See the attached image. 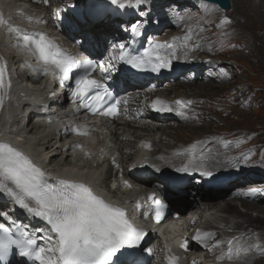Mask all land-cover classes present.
Returning <instances> with one entry per match:
<instances>
[{
  "label": "bare ground",
  "instance_id": "obj_1",
  "mask_svg": "<svg viewBox=\"0 0 264 264\" xmlns=\"http://www.w3.org/2000/svg\"><path fill=\"white\" fill-rule=\"evenodd\" d=\"M50 1L54 6L58 5L59 8L65 7L70 2H73V0ZM153 1L155 0H151V4L154 7ZM183 1L184 3L186 2L189 4L199 5L198 10L200 11V14L199 16H196L197 14L195 15L197 19L195 21H191L190 14L181 12L180 15L183 19L184 27L176 22L175 25L169 24L165 27L164 30L161 31V33H157L161 38H163V40H166L168 43L174 44V47L168 51V54L172 60L171 74H169L168 77L171 75V77L177 75L181 70L185 68H188L191 71V73H189L188 75L182 76L180 81L165 85L164 87L160 88L161 90H157L158 92L160 91L161 93L164 92L167 94L164 97L170 104L174 112L165 115L160 119L156 116H151L149 112L144 108L145 104L142 102L140 93H135L132 91L133 93L131 94V102L138 104V109L135 108L137 111L133 115V120H135L137 117H140L147 120L148 123L142 124L136 121L128 123V127L133 130L132 136H134L136 139L140 136V133L144 134V136L155 133L160 134L157 143V153L159 154L157 158L160 163L156 164V166L166 167L168 170L177 168L179 163H177L176 161L166 160V157H164L166 153L165 151L172 150L179 153H182V151L180 150L179 146H176L175 148H168L170 142H167L172 138L173 133L177 130V128H180L187 123L189 124V122L193 119V115L197 112L199 100L201 101V99L204 97V109L209 111L211 110L212 112L214 110L222 108V106L227 104L226 102H224L225 98H223L222 102V99L219 100V98L216 100V102L209 98L211 97L212 92L210 91H212L213 87L214 91H216V94H214L213 96L216 97H220L218 95V91L222 88H224V90H226L227 92L230 91L229 93L234 91V89L229 90L232 89V87H230L229 85L230 79L227 76V73L226 77H220L222 74H224L225 70L223 71L220 68V73H209L212 68H217L218 66L224 65L225 63L222 64L220 62V64H218L217 62H211L207 64L206 60L210 59V57L206 54V51L208 50L204 48V44L207 39V33L211 29H213L215 32L220 31L223 27L226 29V25L223 23V21H218L216 23L215 21L208 20V13L211 14L217 11L214 6L208 5V8L205 9L203 7H200V2H195L193 0H172L173 4H171L169 9L177 10L181 6ZM258 1L260 4L257 7L253 4L252 0H239L240 6L238 8V16H242L243 22L240 23V25L239 21L237 22V26L241 27L242 29L252 31L250 32L251 41H253L257 45L256 51H254L253 53H256L257 55L261 52L264 45V0ZM80 2H82V0H80ZM123 2L125 3L126 1L123 0ZM78 3L79 0H76V3L73 4V6H76ZM231 5H233L232 0ZM252 5L256 7H252ZM14 7L15 5L11 1H9V5L2 9L3 15L5 13H8L9 11H14ZM45 11L46 14H48L49 18H54L56 15L54 11L50 13L48 12V9ZM59 14L61 15L60 18H62L63 16L65 17V19L67 20V24H72L73 18L69 13L59 9L58 15ZM153 16L158 17V22H162L161 17H159L158 14H153ZM255 19H260L261 23L256 22ZM194 24H196L195 28H193ZM216 24L218 27L215 26ZM108 26L109 24H105L104 28ZM51 27L55 28V24H52ZM109 28L111 27L109 26ZM69 30L78 32V30L74 27H72V29H70L69 27ZM164 32H168V34L163 35ZM64 35L68 37L67 33H65ZM185 35H190L191 39L185 41L183 39ZM197 35H200L201 39H198L196 37ZM228 40L232 41L230 37H227L225 41H222L218 46L216 45V43H214L213 49L215 55L221 54L220 51H222V46L227 45ZM235 42L238 46V41ZM243 46L244 45H242V47L238 46V48L244 50ZM2 50L3 53L1 57H3L4 61H6L7 74L11 79V88L8 92V95L5 97L4 106L0 110V141L13 144L17 149L24 152L31 159H34L38 164L44 162V159L47 158V156L50 154H55L54 160L56 161L60 158L62 152L58 147L55 148V146H57V142L53 144L51 140L48 141L46 138L42 139V134L48 131V129L46 131L43 130L45 127L43 128V125H41L39 122L45 121V119L47 118L50 119L51 123L48 127L52 130H57L60 128V126L68 122L70 120L69 117L62 116L61 114L56 113V111H58L57 108L59 107V104L61 105L62 103V100L58 99L56 100V102L52 103V98L49 94H38L35 90L23 86L20 75L13 79L12 75L15 67L21 65L23 68H27L29 65V60L26 57H23L20 52L18 54V51H14L10 42H8L6 45L4 44ZM247 53L252 56V54L248 50ZM6 54L12 57L10 61L8 60ZM109 64H111V62H109ZM203 70H205L203 76L199 81H196L199 79L196 76L197 72ZM195 76L196 80L193 79L195 78ZM213 82L215 84L219 82L218 84L220 85H215ZM192 88H195L197 91H193ZM215 88L218 89L216 90ZM177 100L183 101L184 106L181 107L180 105H177L175 103ZM188 102H192L191 108H187ZM47 106L48 108L46 109ZM230 111L233 113V117H237L233 110ZM228 113H225L220 117L215 118L214 120H217L221 124V126L224 127L222 121L224 116ZM186 114L189 115L188 121H185L182 116ZM209 121H206L205 123H208ZM25 122L29 123L30 128V132L26 134V137L22 134H18L20 133L22 125H24ZM208 127L209 125L207 126V128ZM211 127L217 128L216 124L212 125ZM210 128L205 132H209ZM224 128V132L227 134V136L223 137L222 139L226 140V142L220 146L215 142L216 139H213L214 145L211 141L209 144L204 146L207 140H209L204 137L201 142L196 139L195 141L194 139H192L193 141H187L188 144H184L191 146H204L199 150L200 152L198 153V165L202 164L204 166V168L200 169L199 171H203L204 169H213L218 171L219 169L217 168H221L223 165L235 161V157L229 159L225 158L226 154L237 155L240 151L248 149L251 146L248 145L246 141H242L240 142L241 146L239 148H234L233 142L238 140V133L233 135L228 131V129L230 128ZM197 130L198 128L195 129V131ZM12 135L17 142L13 140V138L11 137ZM105 147H107V145H103L97 150L89 147L87 151L90 154L98 155L105 149ZM127 148L133 151L134 145L132 144V141H129L127 144L125 143L121 146L122 150L126 151ZM103 154L104 152L101 153V155ZM127 158H129V156H127ZM251 160L253 159L250 157V155H245L241 157V159H238L234 165L238 166L241 161L250 162ZM241 170L244 171V175L247 171L250 172L248 175L244 176V178L240 182V187L238 189L234 191L229 190L228 192L230 193L221 200L213 201V197L207 195V192L202 188L191 186L187 188L188 190L186 189L184 190V192L177 194L178 196H175L176 194L172 193H169L168 195L167 193L164 194L167 198L168 196L178 197L173 201L171 208L173 210L180 209L184 214L182 219L185 220L187 224L184 230H181L178 233V236H187L186 233H189L190 235H197V226L202 219V214L200 213L202 208L199 205V201H203V205L207 207L208 211L228 216V219L220 218L221 224L224 225V231L221 235H218L217 237L212 239L210 243H208L209 248H205L203 244L195 245L192 243L189 245L190 250L187 256L192 259V262H189V264H204L202 262L203 260H209L207 261L208 264L209 262L219 263L223 261H231L238 264H259L261 259L264 257V252H260V250H257V245L253 246L251 242V236H235L238 233L245 232H250L251 235L257 234L260 238V243L258 245L261 247V249H264V243L262 242L264 241V183H261L260 185L251 184L253 180H258L264 177V164L256 165L254 168L249 167L248 169ZM58 176L61 175L58 174ZM67 176L73 177V174ZM93 176L97 178L96 174H94ZM129 176L133 180L139 179L138 175L136 174L133 176L132 173H130ZM87 180L93 182L94 179L92 178V175H90L87 177ZM4 199H1L2 203ZM1 206L5 210L8 209L5 204H1ZM239 207L244 210L243 213L239 211ZM259 208H263V211L259 210ZM230 240L234 241V250H238L240 252L239 257H235L232 260H229L225 255L223 259H218V257H220L222 254L226 253L227 242ZM196 241L199 242V240L197 239ZM217 241L222 242L221 247L213 249L211 246L216 244ZM170 246L174 252L185 256L182 251L183 248L178 243H172ZM155 249L158 253V249L156 247Z\"/></svg>",
  "mask_w": 264,
  "mask_h": 264
},
{
  "label": "snow or ice",
  "instance_id": "obj_2",
  "mask_svg": "<svg viewBox=\"0 0 264 264\" xmlns=\"http://www.w3.org/2000/svg\"><path fill=\"white\" fill-rule=\"evenodd\" d=\"M43 2L47 3L48 0H43ZM108 2L120 8L126 7L123 0H108ZM133 4L139 9L138 17L133 21H128V27L124 30H131L135 33L142 25L152 21L151 9L153 5L151 0H129L127 7H132ZM104 7L98 3V0H83V3L77 4V17L72 21V26L85 37L86 41L89 34L98 36L104 29L107 21ZM200 7L207 9L208 5L202 0ZM10 19H5L3 14H0V27H6L17 47L23 48L35 57L38 62V67L35 70L43 74L58 75L62 81H66L71 78L70 74L75 68L92 66L91 61H84L83 65L78 63L74 57L65 53L46 34L29 33L25 29L11 24ZM223 22L230 23L227 17H224ZM183 39L190 40L191 36L185 35ZM119 47L123 49L125 45L121 44ZM173 47L174 44L168 42L154 45L155 62L147 52L145 56L123 54L121 59L125 60L133 69L144 70L150 66L151 71L158 72L171 65V58L168 55L159 54L158 50L172 49ZM112 67L114 66L108 65V68ZM10 88L11 79L7 74L6 61L0 57V109L4 106L5 97ZM101 88L106 96H111L107 88H104L99 81L91 79L89 73L85 72L75 80L72 97L85 102L90 93ZM96 100H101L99 94L96 95ZM175 103L181 107L184 106L183 101L177 100ZM84 107L93 114L117 115L115 107L102 110V105L97 106L86 102ZM152 107L156 111H172L159 99L153 103ZM88 131L87 127L83 130L74 129L78 135H87ZM144 146L148 147L147 144ZM195 147L196 145H193V149ZM202 168H204L202 164L191 168L185 165L178 168L177 171L188 173ZM200 174L202 177L216 179L213 177V172L207 169L201 171ZM158 179L164 186V190L176 183V178L171 175L161 174ZM212 182V180L209 181V183ZM125 185L131 187L127 181H125ZM0 196L7 197L20 209L45 221L50 232L54 233L56 237L55 244L48 247L46 252L45 248L34 247L35 240L28 231L18 229L17 231L23 238L17 239L14 238L10 225L7 227L0 225V260L8 256L13 248H17L21 256L29 259L34 258L39 261V264H140L136 248L144 233L130 222L125 209L106 202L104 198L94 192L91 186L84 182L59 179L54 183H49L41 167L24 152L7 142H0ZM149 199H152L157 205L156 219L159 221L162 218L164 205L155 198V193ZM10 217V212L0 208V220L8 223ZM11 223L14 224L15 221L12 220ZM213 236L215 233L201 234L198 232L194 239L201 241L205 248H209V244L205 241ZM48 239L51 240L52 237L50 236ZM221 244V241H217L211 247L213 249L220 248ZM182 247L187 248V242ZM256 248L264 250L259 245ZM225 255L229 260L239 257L240 252L234 250V241L227 242L226 253L218 259H223ZM177 262V257L169 255L168 264H177Z\"/></svg>",
  "mask_w": 264,
  "mask_h": 264
},
{
  "label": "rangeland",
  "instance_id": "obj_3",
  "mask_svg": "<svg viewBox=\"0 0 264 264\" xmlns=\"http://www.w3.org/2000/svg\"><path fill=\"white\" fill-rule=\"evenodd\" d=\"M153 2H154V7H152L151 11L156 12V14L163 17L162 19L166 20L168 23L173 25H175L177 22L178 24L182 25V27H184L183 19L180 15L181 12L190 14L191 21H195L197 19L195 15L197 14L196 16H199L200 14L199 13L200 11L198 10L199 5L189 4L186 2L184 3V1L181 4V6L177 9V11H175L174 9H169L171 4H173L172 0H155ZM252 2L257 7L260 4L258 0H252ZM75 3L76 0H73L72 3L70 2V4L72 5ZM79 3H81L80 0ZM232 4L233 5H231V10L229 12H222L217 8L216 9L217 11H215L214 13L211 14L208 13L207 16L209 21H215L216 23L218 21L222 22L224 21V17H227L230 23L223 22L227 28L225 29L223 27L218 32H215L213 29H211L207 33V39L205 41L204 48L208 50L206 51V54L210 57L207 63H211V61L217 62L218 64H220V62L222 64L225 63L224 65L218 66L217 68H212V70H210L209 73H214V72L220 73V68L223 71L225 70L224 74H222L220 77L221 78L226 77V73H227V76L230 79L229 85L230 87H232V89L229 90L234 89V91L229 93L230 91L227 92L226 90H224V88H222L223 87L222 86L220 87L222 89L218 91L219 92L218 95L220 97H216L213 96L214 94H216V91H214V87H213L212 91H210L212 92L211 97L209 98L214 100L215 102L218 98L219 100L222 99L221 102L223 101V98H225L224 102H226L227 104L222 106V108H219L211 112V110L209 111L204 109V99H203L204 97H203L201 101L199 100L198 102L197 112L193 115L192 117L193 119L189 122V124L187 123L186 125L177 128V130L174 131L172 138L167 143L170 142L168 148L170 147L175 148L178 144L180 145L181 143L188 144L187 141L191 142L192 139H194V141L196 139L199 142H201V140L204 137L209 139V142L212 141L213 145H214L213 139H216L215 142L217 143V145L220 146L226 142V140L222 139L223 137L227 136V134L224 132L225 129L224 127L230 128L228 129V131L233 135H235L234 134L235 132L240 134L248 130H253L260 133L257 134V136L255 134L252 135L243 134L240 136V139H242L241 142L246 141L248 145H251L248 151L249 152L252 151L250 153L251 157L255 158V160L252 161L251 163L253 165L259 163L262 164L264 162V158H263L264 157V45L262 47L261 52L258 55L256 53H253L254 51H256L257 45L253 41H251L250 32L252 31L242 29L241 27L237 26L238 21H239V25L240 23L243 22L242 16H238L239 15L238 8L240 6L239 0H232ZM254 5H252V7H256ZM59 9H61L62 11H70V9H67L66 7L59 8L58 5L55 6L51 5V7L49 8V12L54 11L56 13L55 15L56 23H58L59 26L62 27L63 24L60 25L59 23L60 20L59 19L60 14L58 15ZM171 10H173L174 13ZM257 20L256 22L261 23L260 19ZM195 26L196 24H194L193 28H195ZM215 26L218 27L217 24ZM164 34H168V32H164L163 35ZM196 37L198 39H201L200 35H197ZM227 37H230L232 41L228 40L227 45L222 46V51H220V53L223 55L221 54L215 55L213 49L214 43H216V45L218 46L222 41H225ZM235 41H238L239 47H242V45H244L243 46L244 50L239 49ZM247 50L252 54V56L247 53ZM223 68H227V69H223ZM204 71L205 70L197 72L196 76L197 78H199L198 80H196V76L193 79L199 81L203 76ZM189 73H191V71L188 68H185L181 70L174 78L164 80V82H162L159 86L162 88L165 85H169L177 81H180L182 76L188 75ZM218 83L217 84L214 83V84L220 85ZM192 89L193 91H197L195 88ZM215 89L217 90L218 88ZM230 110H233L234 113L237 115V117H233L232 115L233 113ZM225 113L228 114L225 115L223 118L222 123L224 127H222L221 124L214 119L220 117ZM183 118L185 121H188L189 115H185L183 116ZM137 119L136 121L139 122V120ZM206 121L209 122L205 123ZM214 124H216L217 128L211 127ZM208 125L209 127L207 128ZM197 128L198 130L195 131V129ZM209 128H210L209 132H205ZM238 144L240 143L237 141L234 143V146L237 147ZM257 145L259 146L256 148ZM255 183H264V177L258 180H253L251 182V184H255ZM239 187L240 186L237 185L235 188H233L232 191L238 189ZM229 193L230 192L218 193L214 196V198L223 199ZM239 210L242 213L244 212L243 209L241 208H239ZM259 210L263 211V208H259ZM259 239H260L259 236L256 234L255 237H253L252 243L256 244ZM262 242L264 243V241ZM260 252H264V251L260 250ZM259 264H264V257L261 259Z\"/></svg>",
  "mask_w": 264,
  "mask_h": 264
},
{
  "label": "water",
  "instance_id": "obj_4",
  "mask_svg": "<svg viewBox=\"0 0 264 264\" xmlns=\"http://www.w3.org/2000/svg\"><path fill=\"white\" fill-rule=\"evenodd\" d=\"M203 2H207V3H211V4H216L222 10H229L230 9V0H203Z\"/></svg>",
  "mask_w": 264,
  "mask_h": 264
}]
</instances>
